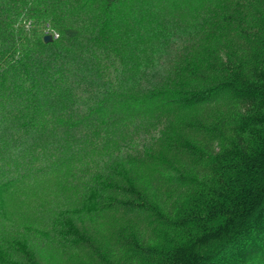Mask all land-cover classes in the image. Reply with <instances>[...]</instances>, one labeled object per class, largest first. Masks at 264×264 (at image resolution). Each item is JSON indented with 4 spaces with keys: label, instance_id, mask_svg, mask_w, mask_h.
I'll return each mask as SVG.
<instances>
[{
    "label": "trees",
    "instance_id": "obj_1",
    "mask_svg": "<svg viewBox=\"0 0 264 264\" xmlns=\"http://www.w3.org/2000/svg\"><path fill=\"white\" fill-rule=\"evenodd\" d=\"M102 1L109 17L134 3ZM180 1L196 8L207 2ZM261 1L258 8L264 12V0ZM59 4L60 0H0V221L11 213L5 197L24 189L29 178L21 169L18 173L22 174L12 173L6 162H16L20 168L28 145L36 149L49 142L47 127L62 133L80 132L94 126L95 121L103 129L134 118L147 121L175 116L177 125L192 128L193 138L199 140L196 149L187 142L177 148V155L186 148L196 156L185 160V165L157 169L156 177L145 187V201L128 202V207L139 213L135 220L138 225L129 229L126 239L105 241L98 258L91 263L264 264V44L255 50L247 41L241 42L239 57L233 54L223 65L217 61L211 65L215 70L185 84L165 85L145 93L106 91L85 116L62 119L64 116L57 111L59 99H51V81L61 77L67 63L62 60L65 41L76 39L80 32L62 24L64 16L57 14ZM237 7L239 2L234 6ZM236 11L240 17L253 15L250 8L244 13L239 8ZM49 19L59 36L45 42L46 33L55 32L47 29L53 25ZM61 60L62 64H57ZM164 138L177 141L172 133ZM184 142L181 140V144ZM53 148H57L56 144ZM53 167L50 163L49 171ZM177 189L199 195L182 216L178 209L174 210L179 197L173 199L172 192ZM99 191L92 190L79 209L87 222L97 223L108 211L100 202ZM131 210L124 216L135 215ZM157 223L165 231L161 240ZM67 226L58 232L33 226L34 250L53 252L63 240L78 246L83 237ZM9 235L0 230V264H16L8 255L16 241ZM32 255L35 259L33 252Z\"/></svg>",
    "mask_w": 264,
    "mask_h": 264
},
{
    "label": "rangeland",
    "instance_id": "obj_2",
    "mask_svg": "<svg viewBox=\"0 0 264 264\" xmlns=\"http://www.w3.org/2000/svg\"><path fill=\"white\" fill-rule=\"evenodd\" d=\"M133 2L109 17L102 0H60L57 14L64 16L62 24L80 32L76 39L65 41L62 60L67 63L61 77L51 81V99H59L57 111L64 116L62 119L85 116L106 91L145 93L165 85L185 84L215 70L211 65L217 61L223 65L233 54L239 57L241 42L247 41L255 50L264 44V12L258 8L261 0H207L200 8L180 0ZM236 2L239 10L244 13L250 8L253 15L238 16ZM52 24L47 29L55 32L46 35L54 37L59 30ZM148 120L134 118L103 129L95 121L88 129L68 133L49 126V142L42 145L46 151L41 145L36 149L28 145L20 168L16 162H6L12 173L22 174L18 173L21 169L29 177L24 189L5 197L11 213L0 221L2 233L16 240L8 254L14 263L92 264L105 241L130 236L129 229L138 225L135 220L139 213L131 207L135 215L124 216L132 211L128 204L145 201V187L156 177L159 167L185 165V160L194 158L192 149L181 148L184 153L178 156L177 148L187 142L196 149L199 141L193 138L192 128L177 125L175 116ZM171 133L177 141L164 138ZM181 140L185 142L181 144ZM55 144L58 149H52ZM34 155L38 156L34 159ZM50 163L55 167L51 171ZM96 189H100V202L108 211L97 223L87 222L79 209ZM180 190L172 195L175 200L179 197L177 205L173 202L174 210L182 216L199 195ZM67 225L83 237L78 246L63 240L53 252L34 250L33 226L58 232L63 227L65 231ZM157 226L161 240L164 227L159 223Z\"/></svg>",
    "mask_w": 264,
    "mask_h": 264
},
{
    "label": "water",
    "instance_id": "obj_3",
    "mask_svg": "<svg viewBox=\"0 0 264 264\" xmlns=\"http://www.w3.org/2000/svg\"><path fill=\"white\" fill-rule=\"evenodd\" d=\"M52 39H53V36L51 34L46 35L45 38H44L45 42H49Z\"/></svg>",
    "mask_w": 264,
    "mask_h": 264
},
{
    "label": "built area",
    "instance_id": "obj_4",
    "mask_svg": "<svg viewBox=\"0 0 264 264\" xmlns=\"http://www.w3.org/2000/svg\"><path fill=\"white\" fill-rule=\"evenodd\" d=\"M58 36H59V34H58V33H55V34H54V37H58Z\"/></svg>",
    "mask_w": 264,
    "mask_h": 264
}]
</instances>
